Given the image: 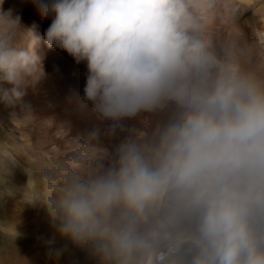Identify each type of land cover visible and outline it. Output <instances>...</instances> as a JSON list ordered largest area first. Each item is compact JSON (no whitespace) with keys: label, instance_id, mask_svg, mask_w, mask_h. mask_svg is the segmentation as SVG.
Masks as SVG:
<instances>
[{"label":"clouds","instance_id":"clouds-1","mask_svg":"<svg viewBox=\"0 0 264 264\" xmlns=\"http://www.w3.org/2000/svg\"><path fill=\"white\" fill-rule=\"evenodd\" d=\"M32 2L54 14L43 43L86 62L83 103L111 122L105 136L142 112L168 118L127 129L114 156L94 142L99 130L47 150L9 136L0 185L26 158L23 201L42 203L55 232L99 264H264V0ZM3 4L0 82L11 87L0 101L12 106L44 71L35 26ZM249 10L262 26L251 42L237 24ZM0 234L18 235L3 223Z\"/></svg>","mask_w":264,"mask_h":264},{"label":"bare ground","instance_id":"bare-ground-1","mask_svg":"<svg viewBox=\"0 0 264 264\" xmlns=\"http://www.w3.org/2000/svg\"><path fill=\"white\" fill-rule=\"evenodd\" d=\"M3 9L13 10V15L21 17V23L26 27L35 26L36 35L41 37V44L37 49L42 58L44 76L34 85L25 88V95L15 105L9 106L0 103V142L14 136L17 140L21 134L27 135L34 146H43L45 150L52 144L63 146L66 140L79 137L82 140L89 138L90 133L99 130L97 142L106 147L115 155V147L127 135V129L138 128L149 132L157 124L167 120L168 113H139L136 117L125 118L124 131H118L109 138L104 135L110 121L102 120L93 110L91 102L83 103L84 88L88 75L85 61L77 63L67 51L58 47L48 48L43 43L44 35L50 26L54 14H41L32 0H4ZM238 26L246 39L251 42L256 39V29L262 26L256 22L252 12L244 13L237 21ZM0 87L10 88L11 85L0 82ZM29 122L22 128H17L14 121ZM63 129L66 136L59 138L56 133ZM11 142V141H8ZM11 150V147H9ZM18 163L11 166V173L17 178L12 180L7 188L14 193L3 195V205L10 214H15L22 224L19 237V247L15 255V264H99L87 249L72 245L66 238H61L53 227L46 207L42 203L30 205L22 199V189L27 183L28 176L25 168L28 167L26 158L17 157ZM55 238V244L49 241ZM59 258L52 255L53 248H65ZM87 256L90 259L82 258Z\"/></svg>","mask_w":264,"mask_h":264},{"label":"rangeland","instance_id":"rangeland-1","mask_svg":"<svg viewBox=\"0 0 264 264\" xmlns=\"http://www.w3.org/2000/svg\"><path fill=\"white\" fill-rule=\"evenodd\" d=\"M0 103L3 104L4 102L0 101ZM14 136H18L17 132H15L13 137ZM15 178L17 177L13 176L11 173V176L8 178L6 182V185L7 184L10 185V183H12V180ZM6 185L5 184L0 185V192H4V189L7 188ZM3 195H0V223L13 226L15 228V231L18 233V235L11 242L10 238H7L4 235L0 234V264H15L14 259L19 247V237H20V230L22 229V224L20 222V219L14 213L10 214L7 211L5 205H3ZM87 254H90V252H88ZM80 256L81 257L84 256L82 257L83 259L84 258L90 259L89 257H87L90 255L84 254ZM91 259L92 260L96 259L98 261V258L94 257L93 255Z\"/></svg>","mask_w":264,"mask_h":264}]
</instances>
